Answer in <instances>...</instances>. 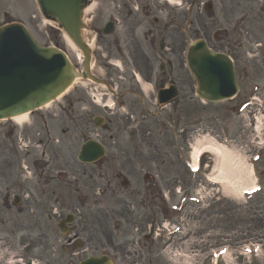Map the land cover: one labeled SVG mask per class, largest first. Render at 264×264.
<instances>
[{"label":"flooded vegetation","instance_id":"flooded-vegetation-1","mask_svg":"<svg viewBox=\"0 0 264 264\" xmlns=\"http://www.w3.org/2000/svg\"><path fill=\"white\" fill-rule=\"evenodd\" d=\"M175 1L86 0V40L91 47L95 75L103 85L79 82L72 99L64 100L60 118L65 125L71 124L67 128H74L84 139L92 135L101 138L108 158L102 160L104 164L100 165L97 176L105 185L96 184L94 172L82 175L76 168L77 163L66 158L62 149H57L51 159L32 157L27 161L32 169L29 182L24 184L21 171L14 182L5 185L0 180V232L8 217L16 218L9 229L11 236L0 235L5 246H15L8 241L19 234L17 245L25 247V256L44 259L46 264H66V254L74 257V251L79 250V257L105 245L116 259L113 264H142L144 254L157 251L154 242L150 247L138 245L134 232L143 233L150 228L152 237L161 223L157 213L166 214L164 203L139 202L140 195L139 203H133L131 188H128L120 207L112 202L104 213L96 208L80 212L78 208L97 204L89 201L96 189L102 196L108 192L115 194L117 184L109 176L112 173L120 178L133 176L137 162L142 166L147 161L159 163L148 170L158 178L154 199L160 198L162 187L170 192L178 182L172 161L180 159V151L186 150L176 147L178 142L170 130L179 127L178 120L188 114V106L195 105L191 98L195 83L185 63L186 47L193 33L194 4L188 7V0H184L185 10L178 12ZM204 1L215 2L217 10L216 13L212 9L206 11L203 29L235 31L232 40L223 33L211 43L212 48L226 51L239 65H246L245 55H256L250 45L258 37L256 26L246 24L249 13L243 7L249 6L247 11H252L256 0ZM235 13L238 14L235 25H224L221 18ZM107 23L111 24L110 30L105 28ZM246 70V67L239 69V77L243 73L246 79ZM241 87L246 84L241 83ZM68 106L74 117L64 111ZM96 115L103 116V134L95 131ZM200 125L184 126L179 141L186 145L188 133ZM13 132L14 129H9L5 140L0 139V156L6 153L9 157L14 153ZM50 149L53 148L48 146V152ZM15 152L17 155L10 154L0 167L17 168L21 159ZM124 185L128 187L126 181ZM4 188L14 191L4 195ZM141 192L139 189L138 193ZM14 197L19 198L18 206H14ZM81 215L84 217L80 218ZM69 217L73 218L69 234L59 235L58 223ZM118 217L122 218L121 224L114 227L111 221ZM32 250H39V254L31 253ZM67 264H73L71 258Z\"/></svg>","mask_w":264,"mask_h":264},{"label":"rangeland","instance_id":"rangeland-1","mask_svg":"<svg viewBox=\"0 0 264 264\" xmlns=\"http://www.w3.org/2000/svg\"><path fill=\"white\" fill-rule=\"evenodd\" d=\"M202 17H205V15H203ZM7 22H19L23 24L27 29H29L32 32L34 38L43 46H50V45L58 44L59 35L55 31V29L52 28L49 23H46L43 20V18L40 16L37 6L33 0H0V26ZM204 22H206V19L200 18V22L197 23L195 29L206 31V29H203L202 27V25H204L203 24ZM216 30L217 29H210L211 38L213 36V33L216 32ZM202 37L204 36L201 35L200 38L202 39ZM193 39L195 40L197 39V37L193 36ZM233 103L235 102L230 101V102L222 103V105L224 106L226 110H229L230 107L234 105ZM196 104L198 105V103ZM34 115L35 114L29 116L30 119L33 118ZM262 115L264 116V114ZM243 120L240 121V129H243V131L241 130V132L239 133L240 140H241L240 145H239V150H236L237 153L234 155V158H235L234 161H231L227 164L228 171L225 174L226 176H231L232 172H236V171L243 173V171H245L246 169L245 163L247 162L250 163V161H248L245 158L246 155L243 152L246 151V147L247 148L252 147L253 149L256 150V152H258V159L255 162H253L254 174H255L256 179H252V181L254 180L256 184H258L261 187V192L260 194H256L254 196H249V197H246V196L242 197L241 195L240 196L236 195V198L238 197V199L236 200H231V198H227L226 194H224V197L229 199L228 202H230L231 204L235 203L237 207L239 208V211H238L239 218L237 222L240 227L241 234L248 232V230H250V232H253L249 236L251 239L248 241H251V243L257 244V251L260 252L261 254L257 256L256 258H253V257L251 258L252 264H253L254 259L256 260V263L264 264V197H263V194H264V119L261 120V125H260L261 127H258V124H254V122L249 117H245L243 118ZM233 121L234 120H229V121L226 120L224 123L219 124L220 129H221L219 130V133L221 135H227L228 139H230L233 135L237 134V132L233 130H235L238 120H235V125ZM178 131H180V129ZM198 134H200V132ZM198 134L196 133L194 135V138L191 141V147L188 148L189 156H192L194 150L196 149V141L201 138H213L219 141V143L221 144H224V145L226 144L222 142V139L218 140L220 138V135H218V131H216V129L209 128L205 130L204 133L200 135ZM225 141H227V139H225ZM249 141L251 144H248ZM244 144L246 145V147L243 146ZM146 163L147 165H150V167L153 169L156 166V161H147ZM176 168H180V165L176 166ZM144 171L145 169L143 170V172ZM232 178H231V181L226 179V182L224 183L226 190H229L228 187H230L231 189H235L236 187H239V186L245 187L252 183V181H249V178H252V175L243 176V174H238ZM138 182H139L137 184L138 190L140 189L142 192L139 194L137 191V193L134 194L133 203H139V202L144 201L143 199L139 201V195L142 196L143 198L145 196L150 197V194L146 193V191L147 190L151 192L153 191L152 182L145 181L141 175L138 177ZM170 197L171 196L169 195V198ZM151 200L152 199L150 198L149 201ZM240 237L248 238L243 235H241ZM232 238L233 236L229 238L231 239L229 242H225V246L226 247L230 246L231 249H234L236 244L233 243ZM137 240L143 243V241L140 238H138ZM232 258L234 259L235 257L233 256ZM218 264H229V262L225 263L220 260Z\"/></svg>","mask_w":264,"mask_h":264},{"label":"water","instance_id":"water-1","mask_svg":"<svg viewBox=\"0 0 264 264\" xmlns=\"http://www.w3.org/2000/svg\"><path fill=\"white\" fill-rule=\"evenodd\" d=\"M40 2L44 7V12L49 14L52 13V15L58 17V19L63 18L58 7L61 3L65 4V0H40ZM14 29L18 31L19 44L22 47H27L31 56L38 61V64L25 60L24 62L29 64L28 68H22L16 71H11L7 64L0 66V89L10 88L16 91L15 94L12 95L0 96V118L7 116L6 108H10L9 111H19L21 109L33 108L43 104L65 89L73 77L71 68L61 53L52 48L42 49L37 47L23 28L15 26ZM188 52L189 56L194 59L189 61V64L194 67V75L197 72L201 75H207L202 69L196 71L195 67L197 69V67L206 60H213V56L208 54L205 47L202 48V46L198 45L192 47V49L189 48ZM50 64H53V67H45L48 65L50 66ZM42 65L45 68L41 74H30L33 70ZM40 77L43 78V81L39 85L32 89L27 88L28 83L26 82ZM14 81L17 83L16 85H9L10 82ZM24 90H27V92L24 93ZM27 93L28 95L25 96ZM9 98H15V100L5 107L4 104H6V101L3 99Z\"/></svg>","mask_w":264,"mask_h":264},{"label":"bare ground","instance_id":"bare-ground-1","mask_svg":"<svg viewBox=\"0 0 264 264\" xmlns=\"http://www.w3.org/2000/svg\"><path fill=\"white\" fill-rule=\"evenodd\" d=\"M68 44L70 45L69 42H68ZM25 119H26V115H22V116H18L16 118H13L12 121L15 122L16 124H21L24 122ZM197 142H199V143H198V145L194 151V155H193L194 161L196 162L198 157L203 152L212 153L215 157H217L215 168L219 169V174L216 177H214V179L212 181H216L218 183H223L227 178V176H225V172H227V164L229 163V161L234 160L233 156L227 154V152L225 151V149L222 146H217L213 143H208L207 141L202 140V139L197 141ZM249 186H251V185H249ZM252 187H254V184H252ZM238 191H241V190L239 189ZM172 258H173V261L175 263H178L181 260L180 256L177 253H175V256ZM186 261H188V260H184L182 264H188V263H186Z\"/></svg>","mask_w":264,"mask_h":264}]
</instances>
